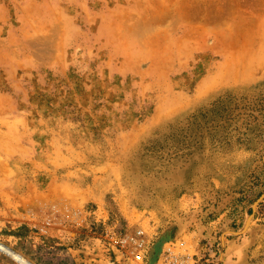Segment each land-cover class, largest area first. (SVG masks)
I'll use <instances>...</instances> for the list:
<instances>
[{
	"label": "rangeland",
	"instance_id": "374dc122",
	"mask_svg": "<svg viewBox=\"0 0 264 264\" xmlns=\"http://www.w3.org/2000/svg\"><path fill=\"white\" fill-rule=\"evenodd\" d=\"M264 264V0H0V264Z\"/></svg>",
	"mask_w": 264,
	"mask_h": 264
},
{
	"label": "built area",
	"instance_id": "2783aa9c",
	"mask_svg": "<svg viewBox=\"0 0 264 264\" xmlns=\"http://www.w3.org/2000/svg\"><path fill=\"white\" fill-rule=\"evenodd\" d=\"M119 244L121 247L131 246L132 262L133 264H146V255L149 250L148 243L141 238V231L136 232V237H126L120 239ZM157 264H213L210 259H196L193 256L177 254L174 248H167L162 257L158 260Z\"/></svg>",
	"mask_w": 264,
	"mask_h": 264
}]
</instances>
